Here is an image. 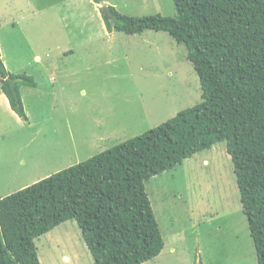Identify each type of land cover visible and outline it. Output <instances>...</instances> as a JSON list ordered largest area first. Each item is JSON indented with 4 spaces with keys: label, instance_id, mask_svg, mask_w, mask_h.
I'll use <instances>...</instances> for the list:
<instances>
[{
    "label": "rangeland",
    "instance_id": "374dc122",
    "mask_svg": "<svg viewBox=\"0 0 264 264\" xmlns=\"http://www.w3.org/2000/svg\"><path fill=\"white\" fill-rule=\"evenodd\" d=\"M102 2L128 15H177L173 0ZM101 5L0 0L5 66L38 84L21 88L27 120L14 115L0 93V199L201 102L184 44L165 31L109 32ZM146 191L165 247L143 264L258 262L226 142L151 177ZM35 244L41 264H95L76 221Z\"/></svg>",
    "mask_w": 264,
    "mask_h": 264
},
{
    "label": "trees",
    "instance_id": "16d2710c",
    "mask_svg": "<svg viewBox=\"0 0 264 264\" xmlns=\"http://www.w3.org/2000/svg\"><path fill=\"white\" fill-rule=\"evenodd\" d=\"M103 4L102 0H93ZM175 17L101 8L109 32L165 31L187 48L201 102L142 135L0 199V264H41L35 239L76 221L95 264H143L165 241L146 181L226 142L242 210L264 264V0H173ZM1 25V21H0ZM0 93L28 119L21 88L0 51Z\"/></svg>",
    "mask_w": 264,
    "mask_h": 264
},
{
    "label": "crops",
    "instance_id": "0c3cea01",
    "mask_svg": "<svg viewBox=\"0 0 264 264\" xmlns=\"http://www.w3.org/2000/svg\"><path fill=\"white\" fill-rule=\"evenodd\" d=\"M1 51V50H0ZM40 58V56H37L36 57V59L38 60ZM5 64V63H4ZM5 96V95H4ZM6 97V96H5ZM7 98V97H6ZM8 100V99H7ZM7 102H9V101H7ZM9 106H10V104H8ZM10 109V111L15 115V112L11 109V107H9ZM17 116V115H16Z\"/></svg>",
    "mask_w": 264,
    "mask_h": 264
},
{
    "label": "water",
    "instance_id": "95a60500",
    "mask_svg": "<svg viewBox=\"0 0 264 264\" xmlns=\"http://www.w3.org/2000/svg\"><path fill=\"white\" fill-rule=\"evenodd\" d=\"M101 8H106V9H107L108 6H107L106 4H102V5H101Z\"/></svg>",
    "mask_w": 264,
    "mask_h": 264
}]
</instances>
